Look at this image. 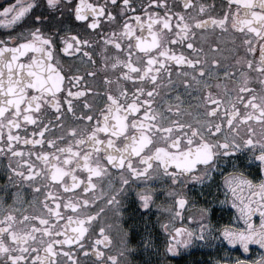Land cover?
Listing matches in <instances>:
<instances>
[{
	"label": "snow or ice",
	"instance_id": "obj_1",
	"mask_svg": "<svg viewBox=\"0 0 264 264\" xmlns=\"http://www.w3.org/2000/svg\"><path fill=\"white\" fill-rule=\"evenodd\" d=\"M194 8L193 0H182V9ZM199 14L204 18L174 11L167 0H141L139 6L136 0L103 3L101 0H15L0 8V26L11 29L0 38V155L9 160V182L28 184L36 193L47 190L42 201L46 216L17 209L15 197L13 205H0V264H60L57 260L60 255L67 258L66 264H79L72 251H65L66 246L86 253L91 251L103 260L105 254L99 246L111 244L104 226L99 227L90 247L85 249L82 243L88 225L98 217L95 212L89 214V206L100 199L95 196L94 178L107 175L112 180L109 192L102 190V194L114 214L127 212L123 200L135 193L132 203L137 207L132 209L130 219L137 211L150 213L155 204L154 194H149L150 190L141 188L138 182L151 184L159 179L170 182L168 196L174 197V203L166 211L172 220L181 216L189 203L188 184L210 189L214 174L229 158L236 163L232 164V172L220 173L225 175V199L220 203L231 202L246 227L216 228L213 221L216 198L209 192L210 199L200 208L199 216H187L190 224L197 227L173 228L167 222L161 225L167 238L162 255L166 258L169 253L178 254L195 243L212 240L239 244L244 253L249 252L250 243L264 249V88L257 93L249 87L252 73L264 85V0H226L222 15L217 16L209 15L208 6L200 4ZM102 21L114 26L110 34L99 38L105 49L111 47L116 52L105 59L104 67L119 72L115 81L118 88L115 92L111 87L107 89V100L98 115L81 112L79 119L86 122L81 129L64 123L63 104L57 97L66 78L62 74L60 54L72 60L87 58L86 62L95 64L94 53L86 50L90 39H82L71 25L79 23L85 32L95 31ZM16 27L21 30L16 32ZM208 28L221 32L231 28L245 37L241 41L245 54L236 59L239 68H234L232 73L224 72L225 77L236 81V87L231 91L225 87L227 99L207 91L206 111L194 124L165 121L155 109L153 97L160 74L165 71L170 74L168 65L174 61L178 73L183 66L191 69L190 73H184L183 79L188 89L211 75V66L220 64L215 55L210 60L199 58L204 50L197 51L196 32ZM177 43L186 44L197 58L177 54L170 47ZM257 47L259 57L249 58L248 54H254ZM209 48L213 54L220 50L215 42ZM121 78L141 84L150 80L152 84L147 90L136 87L130 94L126 87H119ZM104 80L111 85L107 73ZM203 83L207 88L208 82ZM86 91L90 89H69L63 102L67 104V112L75 115L69 97H83ZM46 107L55 110L54 120L44 121L41 114ZM84 107L91 112L88 103ZM170 111L179 114L180 110ZM93 115H96L95 123ZM29 125L38 127L39 131L27 135ZM49 125L53 131L57 127L61 129L59 136L46 139L49 150L25 152L29 146L45 143ZM22 130L24 136L20 134ZM241 157L258 165L261 173L258 182L242 171L236 173ZM112 172L118 175V180L112 179ZM39 180L47 183L41 185ZM244 186L252 193L250 196L242 195ZM219 188L217 185L218 191ZM61 189L64 193L82 189L83 195L62 202L58 198ZM61 208L70 209L73 215L65 220ZM257 213L258 224L253 221ZM73 224L76 226L72 227ZM125 236L122 245L127 250L132 243L131 226ZM141 242L147 250L153 243L151 233ZM120 255L118 251L108 256L106 264H121ZM217 264H264V251L252 261L236 257Z\"/></svg>",
	"mask_w": 264,
	"mask_h": 264
},
{
	"label": "flooded vegetation",
	"instance_id": "obj_2",
	"mask_svg": "<svg viewBox=\"0 0 264 264\" xmlns=\"http://www.w3.org/2000/svg\"><path fill=\"white\" fill-rule=\"evenodd\" d=\"M14 2L15 0H0V8ZM101 2L103 3L104 0H101ZM167 2L174 11H185L186 15L199 16L201 19H203L204 16L199 14L200 4L207 5L208 14L214 16L222 15V10L226 7V0H193L194 4H196V8L189 10L182 9V0H167ZM140 3L141 0H136L137 6H139ZM234 7L235 6L233 5V9ZM152 10L163 12V9L158 8H153ZM173 24H175V21H173ZM71 27L80 33L82 39H90V44L86 50L94 53L93 60L95 61V64L92 62H86L87 58L83 61L79 57L72 60L61 53L60 55L62 58L60 63L62 65V74L66 78L61 85L60 92L57 93V97L63 104L62 112L64 115V123L83 129L86 126V122L79 119L81 112L85 115H92L93 113L98 115L101 109L104 108V104L107 100V89L111 87L115 92L118 88L115 81L119 76V72L112 70L110 67L108 69H105L104 67L105 59L114 56L116 52L111 47L105 49L103 41L99 38L100 35L105 33L110 34L114 26L102 21V26L100 28L95 31L88 30L87 32L83 30V27L79 23H74ZM20 30V27L15 28L16 32H19ZM10 32L11 29H6L3 26H0V38H4ZM244 38V35L235 30H231V28H229V31L227 32H221L220 29L212 30L211 28L197 30L194 41L197 46V51L199 52L201 48L204 50L200 53L199 58H208L210 60L212 56L215 55V58L220 61V64L211 66L213 70L212 74L203 77L199 85L193 83L192 87L188 89L185 88L183 79L184 73H190L191 69L187 66H183L180 67V72L178 73V66L175 65L174 61L168 65L171 70L170 74L167 71L160 74V80L157 82V93L153 97L154 107L163 115L165 121H180L182 123L194 124L196 120L202 118V114L206 111L204 107V95L209 90L212 93L219 94L221 97L227 99L225 87L231 91L236 87V81L225 77L224 72L227 71L232 73L234 68H239V65L236 64V59L245 54V49L241 45V41ZM212 42L219 44L220 50L215 54H213L209 48V44ZM170 47H173V50L177 54H183L192 59L197 58L196 53L191 49H188L186 44L181 45L177 43L174 46L170 45ZM205 54H207V56ZM248 55L249 58H252L253 55L259 57V48L257 47L254 54ZM88 73H95V75H88ZM106 73L112 79L111 85L107 84L104 80ZM73 76L81 77V79H70ZM204 80L208 82L207 88L204 87ZM151 84L152 82L150 80H147L143 84L138 82L134 83L133 81L125 80L123 78L119 80V87H126L130 94L136 87H144L147 90ZM217 84H219L220 87H217ZM249 87L256 89L257 93L264 88V85L260 83L255 73L251 74ZM85 88L90 89V91H86L83 97H69L72 100L75 115L67 112V104H64L63 102L65 97L68 96L69 89L72 91H83ZM121 99L123 100V98ZM85 103H88L91 106V112L84 107ZM240 107L241 111H243V107ZM176 108L180 110L179 114L175 111H170V109ZM41 115L45 122L54 120L55 110L46 107ZM95 120L96 115H93V123H95ZM56 123L59 125L60 121H57ZM33 131L38 132L39 128L29 125L27 135H31ZM20 134L24 136L25 132L22 130ZM60 134L61 129L59 127L53 131L51 125H49V132L45 137V143L42 146H29V148H25V152H28L29 150L34 152H39L41 150L48 151L49 147L46 143V139L54 138ZM33 159H35V157H33ZM12 163L15 165L16 162L13 161ZM234 163H236V161L229 158L226 163L220 165L217 173L214 174V183L210 189L207 186L201 187L198 184L193 185L189 183L187 186L189 203L182 215L175 216L172 220L169 219V214L166 211V209L174 203V197L168 196L170 182L162 179L155 180L151 184L138 182L140 183L141 188H148L150 190L149 194H154L153 199L155 200V204L152 205L150 213H141L137 211L133 218L130 219L129 216L132 215V209L137 207L136 204L132 203V201L136 199L135 193L128 194L127 198L123 200V206L127 207L128 211L123 214H114L112 208L108 206L102 194V190L103 193L109 192V189L112 186V180H110L107 175L98 180L94 178V182L97 184L95 196H99L100 199L96 200L93 205L89 206V214L95 212L98 214V217L88 225L89 231L86 232L85 236L82 238V243L84 244L85 249L90 247L91 242H93L98 236L99 227L104 226L106 228V234L111 237V244L107 247L104 245L99 246L100 250L105 254L103 260H100L99 257L93 255L91 251L86 253L85 250H77L75 248L69 249L67 246L65 247V251H72L73 255L79 260V264H97V260H100V264H106V258L110 255H115L118 251L121 253L119 257L121 264H217V262L221 260H227L230 262L231 259H235L236 257L249 261L258 259L261 252L264 251L259 245L250 243L249 252L244 253L239 244L227 245L226 242H222L221 240H212L211 243L206 244L195 243L191 248H184L181 253H169L166 258L162 255L167 238L161 225L167 222L170 227L173 228L185 226L197 227L195 223L190 224L187 220V216H199L200 208L210 199L209 192H211L216 198V203L213 205L215 209L213 213V221L216 228L223 229L224 227H231L233 229H239L246 227L243 220L238 218L239 214L232 208L231 202L225 204L220 203V201L225 199V189L223 186V181L225 179L224 174L233 171L232 164ZM8 164L9 160L7 156L0 155V205H13L15 197V207L17 209H26L30 215L46 216V213L42 211V201L47 190L36 193L28 184L9 182ZM221 171L224 174H220ZM241 171L249 178L255 179L257 182L261 178V173L258 171V165L252 161L246 160L244 157H241V166L236 169V173ZM80 174L81 173L78 170L77 175ZM84 175L86 178V174ZM112 179L118 180V175L115 172H112ZM38 183L43 185L47 182L39 180ZM217 185H220L219 191L217 190ZM244 188L245 191L242 195L250 196L252 193L246 191L247 186H244ZM79 195H83L82 189L78 191L72 190L68 193H64L61 189L58 198L62 202H66L69 199H75V197ZM118 199H120V197H118ZM60 211L65 220L67 216L73 215L70 209L64 210L61 208ZM182 220L183 224L181 223ZM253 221L257 224L259 223L258 213L253 216ZM38 223L39 222L37 221V224ZM75 226V224L72 225V227ZM130 226L132 243L129 244L127 250H125L122 241L125 240V233L129 232ZM68 230L71 231V228ZM57 231H59V229H57ZM149 233H151L153 243L146 250L141 240L142 238L148 239ZM57 260L60 261V264H66L67 258L60 255L57 257Z\"/></svg>",
	"mask_w": 264,
	"mask_h": 264
}]
</instances>
